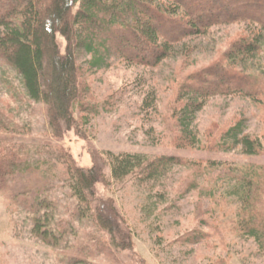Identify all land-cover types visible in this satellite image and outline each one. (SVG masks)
<instances>
[{
  "label": "rangeland",
  "instance_id": "374dc122",
  "mask_svg": "<svg viewBox=\"0 0 264 264\" xmlns=\"http://www.w3.org/2000/svg\"><path fill=\"white\" fill-rule=\"evenodd\" d=\"M247 28L243 23L211 26L203 34L172 44L169 55L155 66L127 64L114 54H102L93 64L89 54L76 50L81 84L87 89L80 93L81 105L73 110L77 127L63 130L57 139L49 136L43 103L29 99L21 76L0 60V109L29 138L23 145L28 163L52 160L60 168L55 159L58 146L76 165L100 167L103 178L95 185L96 193L109 199L122 217L134 260L264 264V237H254L245 227L253 211L264 230V185L258 202L256 196L250 203L245 199L254 190L247 192L245 176L264 160V96L211 94L201 99L197 109L175 112L186 97L187 76L216 61ZM58 42L62 47L61 38ZM238 67L256 76L264 91L263 38L259 50L242 58ZM234 124L239 125L237 136L261 139V159L244 154L233 138L226 141L229 135L221 137ZM108 152L137 154L144 161L173 156L176 161L169 159L149 171L132 167L114 178L107 166ZM52 186L47 200L54 201V221L70 213L73 199L66 183L53 179ZM20 200L0 191V264H75L61 249L72 238L59 240L55 247L42 241L32 228L34 206L25 208L26 201ZM77 225L72 230L82 236L83 226ZM263 230L253 231L261 237ZM101 253L76 264H121L127 252L119 262Z\"/></svg>",
  "mask_w": 264,
  "mask_h": 264
},
{
  "label": "trees",
  "instance_id": "16d2710c",
  "mask_svg": "<svg viewBox=\"0 0 264 264\" xmlns=\"http://www.w3.org/2000/svg\"><path fill=\"white\" fill-rule=\"evenodd\" d=\"M232 23L249 28L234 37L216 61L186 78V97L175 112L192 111L211 94L264 96L257 77L238 67L242 58L259 50L260 39H264V0H0V60L21 76L24 94L43 103L49 136L57 139L63 130L77 127L73 110L81 105L80 93L87 89L81 84L76 50L89 54L93 64L102 54H114L127 64L155 66L169 55L172 44L203 34L211 26ZM21 127L0 109V191L10 199L26 201L25 208L34 206L32 228L40 239L55 247L59 240L67 242V236L71 237L61 248L70 263L98 252L119 262V256L127 252L121 264H143L134 260L129 230L116 207L96 193L95 185L103 178L100 167H80L58 146L55 159L60 168L52 160L28 163L23 145L29 138ZM237 130L239 125L234 124L220 135H229L226 141L233 138L244 154L261 159V139L237 136ZM107 155L114 178L132 167L149 171L169 159L176 161L173 156L144 161L137 154ZM47 164L58 172L43 167ZM245 178L247 192L254 188L246 201H254L257 195L261 198L264 160ZM53 179L66 183L73 199L70 213L54 221V201L47 200ZM255 215L253 211L248 214L245 227L261 239L264 235L253 231L263 230ZM77 222L83 226L82 236L72 230L77 229Z\"/></svg>",
  "mask_w": 264,
  "mask_h": 264
}]
</instances>
